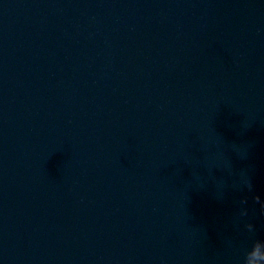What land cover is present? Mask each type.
Segmentation results:
<instances>
[{"label": "water", "instance_id": "water-1", "mask_svg": "<svg viewBox=\"0 0 264 264\" xmlns=\"http://www.w3.org/2000/svg\"><path fill=\"white\" fill-rule=\"evenodd\" d=\"M0 264H264V0H0Z\"/></svg>", "mask_w": 264, "mask_h": 264}]
</instances>
